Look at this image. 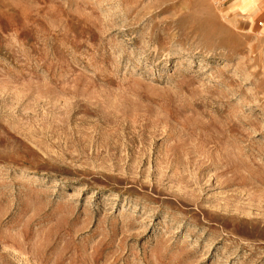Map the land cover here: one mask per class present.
<instances>
[{
	"label": "rangeland",
	"instance_id": "1",
	"mask_svg": "<svg viewBox=\"0 0 264 264\" xmlns=\"http://www.w3.org/2000/svg\"><path fill=\"white\" fill-rule=\"evenodd\" d=\"M256 1L0 0V264H264Z\"/></svg>",
	"mask_w": 264,
	"mask_h": 264
},
{
	"label": "crops",
	"instance_id": "2",
	"mask_svg": "<svg viewBox=\"0 0 264 264\" xmlns=\"http://www.w3.org/2000/svg\"><path fill=\"white\" fill-rule=\"evenodd\" d=\"M229 1H232V2L236 3L237 0H228L227 2H229ZM254 4H255L257 7H254V8H252V9H250V10H251V11H250L251 22H252V17L255 15V13H256L257 11H260L261 16L264 17V0H258V1H256ZM246 11H249V10H246ZM247 15H249V12H248ZM247 15H246V16H247ZM252 26H253V25H252Z\"/></svg>",
	"mask_w": 264,
	"mask_h": 264
},
{
	"label": "built area",
	"instance_id": "3",
	"mask_svg": "<svg viewBox=\"0 0 264 264\" xmlns=\"http://www.w3.org/2000/svg\"><path fill=\"white\" fill-rule=\"evenodd\" d=\"M218 1H221V2H227L228 0H218Z\"/></svg>",
	"mask_w": 264,
	"mask_h": 264
}]
</instances>
